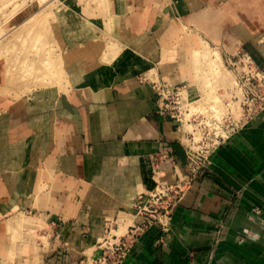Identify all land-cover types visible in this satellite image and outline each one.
<instances>
[{
  "label": "crops",
  "instance_id": "0c3cea01",
  "mask_svg": "<svg viewBox=\"0 0 264 264\" xmlns=\"http://www.w3.org/2000/svg\"><path fill=\"white\" fill-rule=\"evenodd\" d=\"M149 1L151 23L125 29L122 42L113 17L102 23L105 2L94 1L97 13L84 10L75 16L82 23L67 25L75 42H93L66 55L65 89H36L0 110V264H95L107 229L127 232L133 205L158 176H185L184 143L155 93L173 67L162 59L163 32L179 25L176 9L227 15L230 1ZM252 1L264 16V0ZM235 19L220 29L238 31L236 48L250 41L244 29L264 31L240 11ZM86 21L124 46L118 58L102 61L103 44L87 36ZM209 161L174 208L168 233L146 230L122 264H264V110Z\"/></svg>",
  "mask_w": 264,
  "mask_h": 264
},
{
  "label": "rangeland",
  "instance_id": "374dc122",
  "mask_svg": "<svg viewBox=\"0 0 264 264\" xmlns=\"http://www.w3.org/2000/svg\"><path fill=\"white\" fill-rule=\"evenodd\" d=\"M49 1L50 0H0V34L3 33L2 35H0V40H3L2 38H4V40L11 39L12 36L14 38L17 34H19V32H21L16 28H19L20 24L27 20L31 15L40 11L44 15L43 17L40 16L39 19L42 18L41 21H47V25L50 29H48V31L50 32L48 34L52 35V37H49V40L53 39V42L50 41V44L48 46L50 47V45H53V47H51L55 49L58 54H60V57L64 64L66 55L75 53L76 49H73V47L77 45H87L89 43L88 41H91L87 40L86 42L83 41L80 43L75 42L68 36L67 25H71V23H82L79 20L75 19V16L78 14L82 15L84 10L90 12L95 10L97 13L96 8H93L92 10L90 9L95 5V2L99 1L100 5L105 2L103 6H107L109 9L107 16H104L102 18V23H104V21H106L110 17H113L117 21L118 31L116 34V39L120 42H122L124 38L123 35H125V31H127L125 29H136L138 27L145 26V23H151V19L153 18L152 15H149L146 12L147 7L150 5L149 0H94L95 2L92 0H55V3L53 2L54 0H51V5L49 4ZM229 1L230 2L227 8V12L229 14L227 15L219 14V9L211 10V12L206 16H204L203 14L187 15L183 14L181 10L176 9L179 16L176 18L175 22H178L179 25L176 26L175 24L173 26V31L167 29L163 32L166 50L171 52L173 51V53L169 52V58L168 55H166V58L169 61V65L173 67L169 70L168 73L165 72L166 74L162 83L166 86L167 89H169L170 92L174 93L173 98L178 102V105H176L178 107L177 111L180 112L181 123L179 125L181 131H183L184 133H193L195 135L196 143H200L196 148L203 146L205 147V145L209 144L207 138L215 130V127L212 126L215 120L223 122L226 119H230L234 122L241 123L246 118L254 114L257 107L264 104V77L255 79V82L251 81L249 85H247L245 79H240L238 77L239 72H242V70L245 69V64H238L236 62V58H234L232 61L229 60L232 55H235L239 50L242 56L244 55L250 57L253 65L258 68V71L264 73V41H257L258 39L263 40L264 31L249 32L244 29L243 39L245 40L249 38L250 41H247V43L244 42L238 44L239 46H237L236 48L232 44L233 41L237 40L235 39L233 33H238V31H224L220 29L221 26H224V24H226L225 22H227L228 25L234 24L236 20L235 14L238 11H240L242 14L244 13V17H248L249 21L254 18L257 20V25L258 23H260L264 26V16H261L260 14L259 16L256 13L258 11H262L261 5L258 3V5L256 4V6L253 7L255 1L252 0H237L239 2L242 1L240 6L236 2V0ZM55 4L57 5L54 6ZM18 8L19 10L17 12V10L15 9ZM55 11L61 13L64 23L67 22L66 25H61L57 21V18H55L54 14ZM84 15L85 14H83V16ZM44 16H46V18ZM37 23L38 22H35L34 24ZM34 24L30 25L32 26V28L29 26V29H31V31H29L28 28L26 31H29L32 34L33 27L35 26ZM83 26L85 27L84 24ZM101 26L103 25L100 24L99 27ZM175 26L176 29L178 28L177 30H175ZM14 29L17 31H14ZM12 30L13 34L14 32L18 33L12 35ZM26 31H22V34L20 35H27V33H25ZM29 32L28 35H30ZM132 33L137 36L140 35L139 31H133ZM151 33H154L153 37L154 35H157V37H159L157 32L155 33L153 31ZM5 36L7 38H5ZM24 38L22 40H24ZM33 38H30L28 42L24 41V44H21L22 40H20V42L18 43H16V41V48L15 46H13L14 44H12V49L15 48V50H13V53L17 55H13V59H17L18 54L21 56L22 52L24 54L28 53V51L26 52V50H29V52H31L34 47L35 49L33 51L37 49L36 47H41V43H38L39 46L36 45V41L39 39L31 40ZM198 38L200 40H198ZM12 40H15V38ZM31 41H34L35 44L34 42H32L34 44L33 45ZM98 41L100 42V40ZM27 43L29 44V46ZM100 43L103 44L102 42ZM18 44H20L21 48ZM201 45H203L202 48ZM204 45H208V47ZM25 46L27 48L23 49ZM56 47L58 49H56ZM102 48H104V46H102ZM203 48L209 51L210 56L216 52V55L218 54L217 57L219 58L217 59L215 54V56L212 55V57H210L212 64L210 61H208L207 63H209V65L207 64V66L205 63L201 62V64H199L202 65L203 63V65L200 66L202 68L199 69L196 67L197 64H194L192 62V55L194 51H201ZM16 50L19 51V53ZM4 54L5 53L2 52V48H0V93H2L0 94V110H2L4 107H6V105L11 103L15 99L28 94L27 91L25 93H21L23 88H20V86H16L17 88H19L18 90L15 86V88L6 87L4 80V70L7 61H5L6 58ZM192 66L196 67L198 70H196V68ZM191 68L194 69V72ZM207 69H209L210 71L212 69L214 70L210 72ZM202 70V74L204 73L205 76H200V72ZM212 72L218 73L216 74L217 76H214L215 74L212 75ZM195 74L199 78L201 77L199 81H195L198 80V77H194ZM206 76H208L209 79ZM205 77L207 78V80L203 79ZM214 78H218V82L215 81L216 79ZM239 79L240 82H238ZM202 80L204 81V83H202ZM198 82H200V84ZM6 88L8 89L7 91ZM9 91L10 93L8 94ZM19 92L20 95H18ZM15 93H17V95ZM10 94L12 96H10ZM258 112L260 111H257V113Z\"/></svg>",
  "mask_w": 264,
  "mask_h": 264
},
{
  "label": "built area",
  "instance_id": "2783aa9c",
  "mask_svg": "<svg viewBox=\"0 0 264 264\" xmlns=\"http://www.w3.org/2000/svg\"><path fill=\"white\" fill-rule=\"evenodd\" d=\"M234 58L238 64H245V69L239 72L238 77L245 79L247 85L251 81L255 82V79L264 77V73L258 71L250 57L242 56L239 50L229 60L232 61ZM155 93L161 104L160 108L173 123L175 131L184 143L186 174L182 180L178 179L174 183H169L164 177L158 176L154 189L147 195L140 196L133 205L132 224L127 232L121 237H116L111 234V227L107 229L99 244L102 247L101 256L94 260L95 264H122L137 239L153 226L160 228L163 233H168L174 208L184 196L193 178L209 169V158L213 150L236 131L245 120L253 117L257 111L264 110V104H262L256 108L254 114L241 123L230 119L223 122L215 120L212 125L215 130L207 138L209 144L196 148L200 143H196L195 135L181 131L180 112L177 111L178 102L173 98L174 93L170 92L162 82L155 85ZM171 161L174 163V158Z\"/></svg>",
  "mask_w": 264,
  "mask_h": 264
},
{
  "label": "bare ground",
  "instance_id": "6f19581e",
  "mask_svg": "<svg viewBox=\"0 0 264 264\" xmlns=\"http://www.w3.org/2000/svg\"><path fill=\"white\" fill-rule=\"evenodd\" d=\"M51 1V0H50ZM50 1H49V4H50ZM54 3H55V0L53 1ZM53 4V3H52ZM51 5V4H50ZM57 4H55L54 6H56ZM53 6V7H54ZM55 8V7H54ZM15 10H17V12H18V10H19V8L18 9H15ZM43 12V11H42ZM16 13V12H15ZM55 18H57V21L61 24V25H64V21H63V17L61 16V13H59V12H56L55 11ZM43 13H41L40 11L39 12H37V13H35V14H33V15H31L27 20H25L23 23H21L20 24V26H19V28H16V29H19L21 32H19V34H17V33H15L14 32V34H17L14 38H15V40H12V39H14L13 38V36L11 37V39H5L4 40V38H2L3 40H0V48H2V52L3 53H5L4 54V56H5V58H6V60L5 61H7V63H6V66H5V70H4V80H5V84H6V87H10V88H12V87H16V86H20V88L22 87L23 89H22V92L21 93H25L26 91H27V93H29V92H31V91H33V90H36V89H40V88H45V87H50V86H55V87H57L59 90L61 89V92H62V89H65V87H66V74H65V70H64V68H63V61H62V59H61V57H60V54H58V52H56V50L55 49H53L52 47H53V45H50V47L48 46L50 43V41H52L53 42V39L52 40H49L50 38L49 37H52V35L51 34H48V33H50L49 31H48V29H49V27H48V25H47V21H45V20H43V21H41V19H39L40 18V16H42L43 17ZM45 18H46V16H44ZM37 19H39V20H37ZM44 19V18H43ZM35 22H38L37 24H34ZM90 22V21H89ZM89 22L88 21H86V25H85V33L87 34V36L88 37H90V38H92V39H94V40H100L102 43H103V46H104V52H103V56H102V61L106 64V63H109V62H111L112 60H114V59H116V58H118L121 54H122V52H123V49H125L124 48V46L122 45V44H120L119 42H117L116 40H114L113 38H111L110 36H107L106 34H104L103 32H100L99 30H98V28H94V26L92 27V25H90L89 24ZM35 25L34 27H33V32H32V34L29 32V31H31V29H29V26L30 25ZM31 28H32V26H30ZM27 28H28V30L29 31H26L27 30ZM18 30V31H19ZM50 30V29H49ZM14 31H17V30H15L14 29ZM22 31H26L25 33H27V35L25 34H23V36L25 37H23L22 35H20V34H22ZM5 32H8V31H5ZM28 32L30 33V35H28ZM24 33V32H23ZM3 34V33H2ZM2 34H0V35H2ZM11 34L12 35H14L13 34V30H12V32H11ZM50 35V36H49ZM9 36H11V35H9ZM27 36V37H26ZM3 37V36H2ZM24 38V40H22L23 38ZM34 37V38H33ZM1 38V37H0ZM5 38H7L6 36H5ZM9 38V37H8ZM30 38H33V39H31V40H34V39H39V40H35L36 41V45H38V43H41L40 45H41V47L39 48V47H36L37 49L35 50V51H33L34 49H35V47H34V49L31 51V52H29V50H26V52L28 51V53H23L22 52V54H21V56L18 54V57H17V59H13L14 57H13V55H15L14 53H13V50H15V48H16V46L17 45H15V42L16 43H18V42H20V40H22L23 41V43H22V41H21V44H24L25 42L24 41H26V42H28L29 41V39ZM18 39V40H17ZM198 40H200L199 38H198ZM32 42H34V41H31V43ZM52 42H51V44H52ZM204 43V42H203ZM12 44H14L13 46H15V48L14 49H12ZM28 44V43H27ZM33 44V43H32ZM31 44V45H32ZM34 44H35V42H34ZM33 44V45H34ZM200 44H201V41H200ZM205 44V43H204ZM19 45V47L21 48V46H20V44H18ZM54 45H55V43H54ZM23 46V45H22ZM28 46H29V44H28ZM39 46V45H38ZM47 46V47H46ZM52 46V47H51ZM204 46H207L208 47V45H204ZM203 47V45H201V48ZM25 48H27L26 46L23 48V49H25ZM30 48H32V47H30ZM22 49V50H23ZM29 49V48H28ZM56 49H58L57 47H56ZM19 50V49H18ZM17 51V50H16ZM25 51V50H24ZM15 52V51H14ZM18 53H19V51H17ZM125 52V51H124ZM127 52V51H126ZM169 52L170 53H173V51L171 52V51H168V50H166V49H164L163 50V55L162 56H164V57H162V59L163 58H165L164 60H166L167 58H166V55H168L169 54ZM214 52V51H213ZM212 52V53H213ZM20 53H21V51H20ZM132 53V52H131ZM175 53V52H174ZM215 55H216V52L214 53ZM214 54H212V55H214ZM212 55L210 56V53H209V51L208 50H206V49H202L201 51H194L193 52V60H192V62L195 64H197L196 65V67L197 68H202V67H200V66H202L203 65V63H205L206 65L208 64L209 65V63H207L208 61H210L211 62V64H212V61L210 60V57H212ZM214 55V56H215ZM218 55V54H217ZM217 55H216V57H217ZM15 56H17V55H15ZM124 57V56H123ZM134 57V56H133ZM175 57V56H174ZM216 57H214V58H216ZM129 58V57H128ZM168 58H169V55H168ZM170 58H172V57H170ZM219 57H217V59H218ZM100 59V60H101ZM126 59V58H125ZM124 59V60H125ZM174 59V58H173ZM217 59H215V60H217ZM136 60V59H135ZM201 60V61H200ZM214 60V61H215ZM130 62H132V61H130ZM163 62V61H162ZM165 62V61H164ZM201 62H203L202 63V65H200L201 64ZM115 63H116V61H115ZM129 63V62H128ZM200 63V64H199ZM215 63V62H214ZM123 64V63H122ZM194 64H192V65H194ZM198 64H199V66H198ZM116 64H114V66H115ZM205 65V66H206ZM207 65V66H208ZM214 65V64H213ZM130 66V65H129ZM212 66V65H211ZM211 66H210V68H211ZM116 67V66H115ZM122 67V66H121ZM192 67H194V66H192ZM196 67H194V68H196ZM213 67V66H212ZM215 67V66H214ZM196 68V70H198ZM203 68H205V67H203ZM220 68V67H219ZM119 69V68H118ZM192 69V71L194 70L193 68H191ZM221 69V68H220ZM117 70V69H116ZM119 70H121V69H119ZM118 70V71H119ZM195 70V71H196ZM204 70V69H203ZM203 70L200 72L201 73V75L200 76H202V75H204V73L202 74V72H203ZM208 71H210L209 69H207ZM212 70H214V69H212ZM211 70V71H212ZM216 70H218V69H216ZM152 71V70H151ZM205 71V70H204ZM210 71V72H211ZM220 71V70H219ZM219 71H217V72H219ZM103 72V71H102ZM155 72V71H154ZM153 72V73H154ZM194 72V71H193ZM210 72H209V74H210ZM216 72V71H215ZM211 73L212 75H214V76H217L216 74H218V73ZM155 74V73H154ZM197 75H198V71H197ZM207 75V74H206ZM212 75H210V76H212ZM98 76V75H97ZM205 76V75H204ZM203 76V77H204ZM209 76V75H208ZM208 76H206V77H208ZM151 77V76H150ZM155 77V76H154ZM154 77L152 78V79H154ZM194 77H198V76H196V74H195V76ZM203 78V79H205V80H207V78ZM156 78V77H155ZM201 78V77H200ZM200 78L198 77V80H195V81H199L200 80ZM68 79V78H67ZM157 79V78H156ZM208 79H209V77H208ZM214 79H216V78H214ZM218 79V78H217ZM215 80V81H217L218 82V80ZM220 81V80H219ZM216 82V83H217ZM199 84H200V82H198ZM202 83H204V81L202 80ZM201 83V84H202ZM68 84V83H67ZM204 85V84H203ZM206 85V84H205ZM14 87V88H15ZM17 88V87H16ZM19 88H17V90H18ZM8 89L6 88V91H7ZM12 90V89H11ZM14 90V89H13ZM3 91H5V90H3ZM15 91H16V89H15ZM10 93V91L8 92V94ZM26 93V94H27ZM64 93V92H63ZM67 93V92H66ZM0 94H2V93H0ZM16 95H17V93H15ZM15 95V96H16ZM18 95H20V92H19V94ZM10 96H12L11 94H10ZM18 97V96H17ZM218 101V100H217ZM191 107V106H190ZM217 108V107H216ZM190 116V115H189ZM188 116V117H189ZM12 212V211H11ZM22 214V213H21ZM14 217V216H13ZM10 219V218H9ZM19 220V219H18ZM16 221V220H15ZM22 228V227H21ZM37 229V228H36ZM36 229H35V231H36ZM9 230V229H8ZM10 233V232H9ZM22 233H23V230H22ZM17 234H18V232H17ZM21 235V234H20ZM19 235V236H20ZM22 237H24V236H22ZM16 238V237H15ZM19 239V238H18ZM18 239H17V241H18ZM15 240V239H14ZM21 240V239H20ZM28 240V239H27ZM18 243V242H17ZM19 243H20V241H19ZM16 245V244H15ZM15 247V246H14ZM16 260V259H15ZM16 264V263H15Z\"/></svg>",
  "mask_w": 264,
  "mask_h": 264
}]
</instances>
